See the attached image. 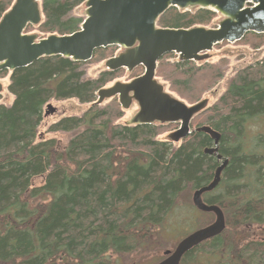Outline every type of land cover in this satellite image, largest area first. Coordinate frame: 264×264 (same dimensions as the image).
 Here are the masks:
<instances>
[{
	"label": "trees",
	"instance_id": "trees-1",
	"mask_svg": "<svg viewBox=\"0 0 264 264\" xmlns=\"http://www.w3.org/2000/svg\"><path fill=\"white\" fill-rule=\"evenodd\" d=\"M85 1L39 0L42 20L25 32L46 37L79 30L84 17L73 11ZM14 2L0 0V19ZM218 16L208 8L171 7L158 26L216 27ZM248 40L260 46L264 33L249 32L237 42ZM117 48L97 49L87 62L54 55L0 70V78L9 75L14 97L0 103V264L145 263L127 259L163 245L169 217L220 165L204 152L213 145L211 136L195 130L204 125L221 133L220 153L230 159L220 185L204 195L208 204L223 208L227 226L180 264H264V133L248 131L250 123L264 120V56L231 77L227 89L195 115L194 131L176 145L159 136L179 123L120 122L124 109L116 96L97 103L99 90L125 68L89 77L85 65L114 56ZM222 63L196 64L168 53L158 61L156 76L192 105L224 76ZM143 71L136 67L130 78ZM72 98L90 106L41 132L47 104ZM59 132L74 135L63 141ZM185 205L184 213L197 210ZM197 212L205 217L202 225L214 219Z\"/></svg>",
	"mask_w": 264,
	"mask_h": 264
},
{
	"label": "water",
	"instance_id": "water-1",
	"mask_svg": "<svg viewBox=\"0 0 264 264\" xmlns=\"http://www.w3.org/2000/svg\"><path fill=\"white\" fill-rule=\"evenodd\" d=\"M85 4L86 17L79 30L40 38L36 33L25 32L28 25H37L42 20L39 0H15L0 19V70L13 71L54 55L87 62L97 49L118 46L122 52L106 61L107 69L133 71L143 66L144 71L130 81L116 82L100 89L97 103L118 96L124 108L133 101L139 105V111L128 121L130 123H179L170 134L173 142H179L194 131L191 129L192 119L208 105V100L189 105L166 91L156 76L158 61L173 52L184 61L206 60L208 52L217 44L239 41L249 32L264 33V0H86ZM171 7L185 10L208 8L222 18L216 27L158 26L160 16ZM2 88L0 83V93ZM55 112L56 107L48 103L45 114ZM195 130L211 136L213 145L206 147L204 152L215 155L220 165L208 184L195 189L192 202L200 211L213 213L215 218L181 239L174 249L165 250L166 257L156 264H180L187 252L226 228L222 207L208 204L203 195L220 184L230 159L220 153V132L210 125Z\"/></svg>",
	"mask_w": 264,
	"mask_h": 264
},
{
	"label": "rangeland",
	"instance_id": "rangeland-1",
	"mask_svg": "<svg viewBox=\"0 0 264 264\" xmlns=\"http://www.w3.org/2000/svg\"><path fill=\"white\" fill-rule=\"evenodd\" d=\"M85 2L81 4L80 6L76 7L73 13L85 18L86 17ZM221 18H222L221 15L217 17L215 21L216 25L218 24V22H220ZM31 33H36L39 35L40 38H43L41 37L42 35L38 31L34 30ZM252 43L253 41H250V40L245 41V42L243 41L242 42H223V43H220L217 47H215L212 51L208 52L209 56L206 60L194 61L196 64H201L206 61L216 62L222 59L224 60V63H222V67L224 70V76L220 80H218V82L214 84L212 88L210 89V91H207V93L204 96L205 98L209 100V104L214 102L227 89V86L229 85L231 77L234 76L237 71H239L240 69L250 64L256 63L264 56V44L260 46L256 45V47H252ZM120 52H122V49L118 47L115 52V55H118ZM109 58L104 59V60L91 61L90 63H87L85 65L86 75L89 77H97L102 70L107 69L106 61ZM175 58L176 57L174 56L171 57V59H175ZM131 72L132 71H128L127 69H125V71L122 73V76H119L118 78L109 82L106 87H110L114 85L116 82L130 81L131 79H133V78H130ZM9 79H10L9 75L0 78V83L3 86L1 93H0V103L10 104L13 101L14 97L12 94H10L9 89H8ZM158 80L164 84L166 91L169 92L168 82L160 77L158 78ZM172 95L175 96L176 94L173 93ZM116 97L119 100V97L118 96ZM50 103L54 107H56V112L53 114L46 115L42 123V126L40 128L41 132L47 131V128L49 127V125L57 121L59 118L63 116H67V115H80L90 106V104L81 103L79 100L73 99V98L66 99V100H52L50 101ZM123 109H124V116L120 119V122L129 121L131 118H133L139 111V105L136 101H133L132 104L128 108L123 107ZM177 128H172L169 131L162 133L159 136V138L164 139V140H168V139L171 140L170 134L173 131H175ZM248 131L250 135H255V134L257 135L260 133H264V120H257L254 123H250ZM51 135H54V134H51ZM73 135H74V132L57 133V136L60 137V139L63 141L65 140L67 141ZM171 142L173 144L178 145L180 141L179 142L171 141ZM192 194H193V191L188 192L189 196H188L187 201L181 202L180 204L181 207L174 212V215H173L174 218H172V216H171L172 219L169 217L168 224L163 226L162 230L168 228V231L166 230V232L163 235L165 237V240L163 241V245L158 247V249L155 251H149L146 253H142V252L133 253L131 257L127 259L128 262L133 259H137V260L142 259L141 261L145 262L143 264H151V263L154 264L157 262L158 259L161 258L163 250L167 248H174L176 244L178 243V241L183 236H185V234L187 235L188 233L197 229L198 227L200 228L210 223V222H207L202 225L203 221L205 220V217L201 216L200 213L197 212V210L196 211L191 210V212L188 211V213H184L185 210L189 208L185 205L186 203L192 206V201H191ZM211 218H212L211 220L213 221V217ZM206 220L209 221V218L206 217ZM121 263H124V261H122Z\"/></svg>",
	"mask_w": 264,
	"mask_h": 264
},
{
	"label": "flooded vegetation",
	"instance_id": "flooded-vegetation-1",
	"mask_svg": "<svg viewBox=\"0 0 264 264\" xmlns=\"http://www.w3.org/2000/svg\"><path fill=\"white\" fill-rule=\"evenodd\" d=\"M167 249H170V248H167ZM164 257H166V256L164 255V252H163L160 260H162Z\"/></svg>",
	"mask_w": 264,
	"mask_h": 264
}]
</instances>
